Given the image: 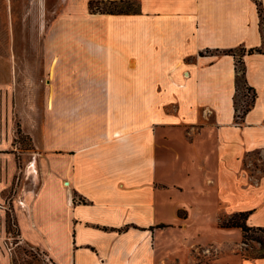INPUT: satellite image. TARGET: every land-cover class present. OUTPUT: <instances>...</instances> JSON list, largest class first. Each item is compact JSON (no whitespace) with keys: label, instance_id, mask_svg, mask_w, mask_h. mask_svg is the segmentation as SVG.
I'll list each match as a JSON object with an SVG mask.
<instances>
[{"label":"crops","instance_id":"0c3cea01","mask_svg":"<svg viewBox=\"0 0 264 264\" xmlns=\"http://www.w3.org/2000/svg\"><path fill=\"white\" fill-rule=\"evenodd\" d=\"M90 1L48 9L53 76L85 81L81 146L46 154L15 193V151L0 139V264H14L8 213L20 241L55 264H165L195 239L239 241L240 228L218 221L240 213L264 228V0H133L135 14L91 13ZM241 49L256 94L242 119ZM169 234L178 242L166 254Z\"/></svg>","mask_w":264,"mask_h":264},{"label":"rangeland","instance_id":"374dc122","mask_svg":"<svg viewBox=\"0 0 264 264\" xmlns=\"http://www.w3.org/2000/svg\"><path fill=\"white\" fill-rule=\"evenodd\" d=\"M94 1L100 10L113 8L101 0ZM50 6L51 0H0V139L12 144L8 151H15V193L23 183L33 186L46 154L76 153L85 134V81L61 82L53 76L52 64L56 59L51 63V51L46 49L53 36L49 27L55 20V14L48 10ZM135 7L136 3L132 5ZM45 8L46 17H40L39 10ZM236 53L240 55L242 51ZM240 87L239 115L253 96L242 82ZM32 165L36 173L30 169ZM232 217L219 218L218 226L231 230L221 223ZM236 221L240 224V217ZM166 238L170 247L165 253L171 254L176 251L178 239L171 235ZM195 240L187 242L184 248L181 245L184 256L171 258L165 264H217L230 255L237 256L239 264H260L259 260L264 258L263 232L252 230L246 237L242 233L239 241L225 237L221 244L209 241L200 248ZM4 245L16 264H52L47 253L29 243L10 238ZM56 250L59 251L58 247ZM65 253L57 254L68 261L69 255Z\"/></svg>","mask_w":264,"mask_h":264},{"label":"trees","instance_id":"16d2710c","mask_svg":"<svg viewBox=\"0 0 264 264\" xmlns=\"http://www.w3.org/2000/svg\"><path fill=\"white\" fill-rule=\"evenodd\" d=\"M102 3L108 4L109 6L113 7L108 8V9H98L95 6V1L92 0L89 3V9L91 13H107V14H135L138 13L139 8L137 5V2L133 1V0H114V1H103L101 0ZM136 3V7L135 9L132 8V5ZM258 13L260 16V20H261V29H262V35L264 38V19H263V15H262V9L260 8V5H258ZM242 53L239 55V57L236 60V80H235V87H236V94H235V99H234V104H235V109L238 112V106H237V95L240 91V83L242 82L244 84V86L246 87L247 90L252 91V89L247 85V81L245 78V66H244V62L242 59V56L245 53V50H242ZM259 51V50H256ZM252 52H254V50H249L248 53L251 54ZM228 54H232V55H236L234 51L230 50L227 51ZM255 92L253 93L252 96V100L250 103L246 104V106L241 110V115H239V117L242 119L244 117V115L251 109V107L254 104L255 101ZM248 216V213H240V214H236L234 215L232 218H230L229 220H227L226 222H222L221 226L223 227H227V228H240L242 230L243 233V237H246L248 235V233L252 230L254 231H259V232H263L264 233V228H251L248 227L245 224V220ZM240 217V221L241 223L239 224L236 221V218ZM235 219V220H234ZM6 231L8 235H11L12 238L14 239V241H20L19 239V233H18V229H17V223H16V219L12 216L11 213H8L6 216ZM261 245L263 244L262 241H258ZM263 246V245H262ZM51 261V260H50ZM13 263L16 264L15 260L13 259ZM52 264L53 261H51ZM37 264V263H35Z\"/></svg>","mask_w":264,"mask_h":264},{"label":"bare ground","instance_id":"6f19581e","mask_svg":"<svg viewBox=\"0 0 264 264\" xmlns=\"http://www.w3.org/2000/svg\"><path fill=\"white\" fill-rule=\"evenodd\" d=\"M30 169H32V171L34 172V173H36V170H35V168H34V166L32 165V167H30ZM66 185H69V183L68 182H66Z\"/></svg>","mask_w":264,"mask_h":264}]
</instances>
